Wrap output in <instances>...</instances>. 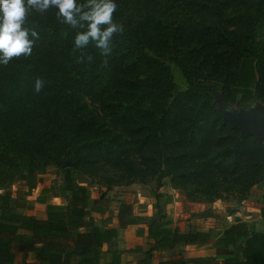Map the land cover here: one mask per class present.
<instances>
[{"label": "trees", "instance_id": "trees-1", "mask_svg": "<svg viewBox=\"0 0 264 264\" xmlns=\"http://www.w3.org/2000/svg\"><path fill=\"white\" fill-rule=\"evenodd\" d=\"M170 64L185 90L175 89ZM207 84L227 101L264 105V0H0V188L21 183L15 210L10 193L0 194V264H14L17 249L31 256L20 264H120L115 250L101 262L117 231L88 215L93 193L79 182L83 173L169 177L189 191L217 176L249 185L255 171L264 176V141L230 127ZM48 165L61 170L66 202L47 203L42 188L44 217L25 215ZM129 207L119 210V228L132 223ZM154 208L136 264H149L153 251L209 242L206 232L179 233ZM261 222L258 231L229 225L212 241L216 256L184 264H264V210Z\"/></svg>", "mask_w": 264, "mask_h": 264}, {"label": "rangeland", "instance_id": "rangeland-1", "mask_svg": "<svg viewBox=\"0 0 264 264\" xmlns=\"http://www.w3.org/2000/svg\"><path fill=\"white\" fill-rule=\"evenodd\" d=\"M170 70L175 89L177 91L185 90L187 85L180 70L173 64H170ZM250 72L251 74L248 75L250 81L248 83L242 81L241 83L254 87L257 79L253 66H251ZM218 92L220 93V91ZM85 102L100 119L107 121L97 104L91 103L87 98H85ZM225 102L230 106L239 104L237 99H228ZM251 104L252 102L248 101L242 107L248 108ZM38 178L40 181L36 182L28 192L26 203L22 205L20 211L28 216L42 218L45 215V206L36 202L42 188L47 190L44 198L49 204H65L66 199L61 190L62 174L60 168L48 165L38 175ZM215 179L216 184L214 186H210L209 183H202L200 186L198 185L200 188L189 191L172 188L169 177L160 181L152 178L145 183H139L121 177L118 171L108 167L95 169L79 176V182L93 193V199L87 213L95 218L101 227L108 226L113 220L117 222L120 208L123 204H127L130 206L131 215L126 220L132 222L130 225H139L138 229H144L155 216L156 209L154 207L156 206L163 218L171 221V227H176L179 233L196 229L209 234L210 239L206 244L192 246L193 248L176 246L163 255L158 256L156 254L157 257H153L152 264H157L160 259L167 260L171 262L170 264H184L190 254L207 249L213 250L215 254L212 241L222 233L225 226L237 223L236 220L244 222L249 231L261 230V214L264 210V176L255 171L254 181L257 182L251 185L246 183L245 179L235 181L221 176H217ZM20 185L21 183L17 182L0 188V194L10 193L12 196V210L16 209L14 191ZM93 205L100 206L104 211L103 214L93 213L91 211ZM229 210L231 211L229 212ZM15 255L19 256V263L25 259L20 249L16 250ZM216 258L222 260L223 257Z\"/></svg>", "mask_w": 264, "mask_h": 264}, {"label": "crops", "instance_id": "crops-1", "mask_svg": "<svg viewBox=\"0 0 264 264\" xmlns=\"http://www.w3.org/2000/svg\"><path fill=\"white\" fill-rule=\"evenodd\" d=\"M43 217L44 216H42V218ZM138 226L139 225L132 224V225H128L125 228H119L117 225V222L115 220H113L111 222V224H109L108 226L102 227L104 229L115 228L117 231V240H116V243L112 246L111 245H105L104 246L101 262L102 263L108 262L110 259V253L115 250L119 253L120 264H136V262L141 258L142 252L148 247L147 243L149 242L146 238V232H147L146 227L147 226L144 227V229H141V228L138 229ZM227 227L228 226H225V228H227ZM184 233H186V232H184ZM221 236H222V233L217 238H220ZM217 238H215V239H217ZM182 247L193 248L192 246H182ZM202 247H199V248H202ZM170 250L171 249L158 251V252L157 251L151 252L149 254V264H152L153 257H157V256H155L156 254H158V256H160V255H163V254H165V252H168ZM205 251H207V252H205ZM21 254L23 255V257H25L26 262L31 261V256L29 254L24 255L22 252H21ZM205 255L216 256L213 253V250L207 249V250H202L201 252H197L195 254H190L189 258L190 257H203ZM19 261H20V258L18 255H16L14 264H20ZM163 261H167V260L160 259V260H158L157 264L160 262H163Z\"/></svg>", "mask_w": 264, "mask_h": 264}, {"label": "water", "instance_id": "water-1", "mask_svg": "<svg viewBox=\"0 0 264 264\" xmlns=\"http://www.w3.org/2000/svg\"><path fill=\"white\" fill-rule=\"evenodd\" d=\"M206 86L211 90L219 115L230 127L237 130L242 138L264 141V105L261 102L255 101L248 108L238 103L235 108H229L222 93L210 84Z\"/></svg>", "mask_w": 264, "mask_h": 264}, {"label": "flooded vegetation", "instance_id": "flooded-vegetation-1", "mask_svg": "<svg viewBox=\"0 0 264 264\" xmlns=\"http://www.w3.org/2000/svg\"><path fill=\"white\" fill-rule=\"evenodd\" d=\"M228 105V104H227ZM237 106V104L233 105V106H230L228 105L229 108H235Z\"/></svg>", "mask_w": 264, "mask_h": 264}]
</instances>
